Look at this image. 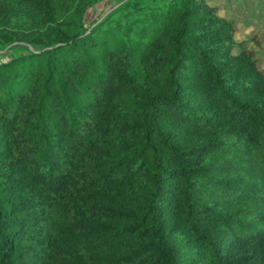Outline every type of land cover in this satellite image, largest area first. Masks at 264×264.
<instances>
[{"label":"trees","instance_id":"obj_1","mask_svg":"<svg viewBox=\"0 0 264 264\" xmlns=\"http://www.w3.org/2000/svg\"><path fill=\"white\" fill-rule=\"evenodd\" d=\"M102 1L0 0V264H264L251 18Z\"/></svg>","mask_w":264,"mask_h":264},{"label":"rangeland","instance_id":"obj_2","mask_svg":"<svg viewBox=\"0 0 264 264\" xmlns=\"http://www.w3.org/2000/svg\"><path fill=\"white\" fill-rule=\"evenodd\" d=\"M119 1L120 0H103L100 4L88 9L85 14V22L87 24L90 23ZM225 1L227 0H221V4L224 5ZM229 2L230 10L238 9L237 5L240 4L243 8L238 9V12L245 17L251 18L244 28V34L257 35L260 40L257 53L264 57V11L263 13L259 11V7L264 6V0H242V2L239 0H229ZM250 47L253 48L252 45H250Z\"/></svg>","mask_w":264,"mask_h":264}]
</instances>
